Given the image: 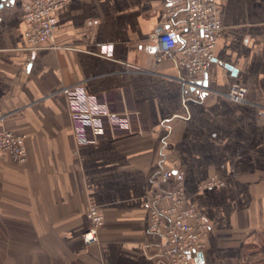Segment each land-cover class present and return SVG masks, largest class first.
Returning a JSON list of instances; mask_svg holds the SVG:
<instances>
[{
    "label": "crops",
    "instance_id": "crops-1",
    "mask_svg": "<svg viewBox=\"0 0 264 264\" xmlns=\"http://www.w3.org/2000/svg\"><path fill=\"white\" fill-rule=\"evenodd\" d=\"M25 1L0 0V128L28 136L25 163L0 161V264H165L146 206L172 185L164 168L184 171L210 224L201 264H264V0H218L224 30L197 94L172 57L156 59L169 0H71L56 10L55 47L37 50ZM234 83L245 101L226 96ZM79 84L127 101L132 130L79 143L75 100L60 91ZM214 175L222 184L199 187ZM92 205L104 223L87 243Z\"/></svg>",
    "mask_w": 264,
    "mask_h": 264
},
{
    "label": "built area",
    "instance_id": "built-area-1",
    "mask_svg": "<svg viewBox=\"0 0 264 264\" xmlns=\"http://www.w3.org/2000/svg\"><path fill=\"white\" fill-rule=\"evenodd\" d=\"M71 0H27L22 5L25 24L24 35L31 50L55 47L54 30L56 10ZM163 17L170 23L156 34L158 40L157 61L172 57L179 68L187 71L183 81L198 93L205 90L209 66L215 57L216 44L224 30L223 6L218 0H169L163 8ZM99 53L112 57L113 46L104 44ZM60 91L75 100L72 116L77 122L75 131L79 143H89L107 133L130 132L133 128L134 110L127 101L118 107L105 97L89 94L82 85L63 86ZM246 85L234 83L226 96L234 102L246 100ZM264 117V104L259 108ZM27 134L0 128V161L11 160L17 164L28 159ZM161 180H170L167 189L159 188L146 201L150 228L163 236L157 246L158 256L165 264H201L199 254L204 250L210 232V224L197 209L188 203L184 187V171L164 168L159 172ZM222 184L217 176H211L199 187L212 188ZM87 216L90 227L83 233L87 243L97 241L104 216L97 206H90Z\"/></svg>",
    "mask_w": 264,
    "mask_h": 264
},
{
    "label": "water",
    "instance_id": "water-1",
    "mask_svg": "<svg viewBox=\"0 0 264 264\" xmlns=\"http://www.w3.org/2000/svg\"><path fill=\"white\" fill-rule=\"evenodd\" d=\"M4 1H9L10 3H13V1L14 0H4ZM205 84V83H204ZM188 92H190L189 90H188ZM195 93L197 94L198 93V91H195ZM199 258H200V261L202 262L203 260V258H202V253L201 254H199Z\"/></svg>",
    "mask_w": 264,
    "mask_h": 264
},
{
    "label": "rangeland",
    "instance_id": "rangeland-1",
    "mask_svg": "<svg viewBox=\"0 0 264 264\" xmlns=\"http://www.w3.org/2000/svg\"><path fill=\"white\" fill-rule=\"evenodd\" d=\"M210 232H211V229H210ZM210 232H209V234H208V237H207V239H206V243H205V247H204V249L206 248V246H207V241H208V238L210 237Z\"/></svg>",
    "mask_w": 264,
    "mask_h": 264
}]
</instances>
